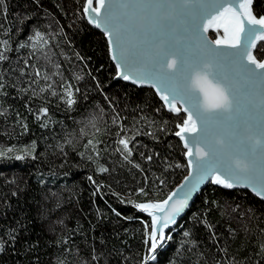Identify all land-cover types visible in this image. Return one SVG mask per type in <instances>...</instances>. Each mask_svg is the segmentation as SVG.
Listing matches in <instances>:
<instances>
[{"label": "trees", "instance_id": "trees-1", "mask_svg": "<svg viewBox=\"0 0 264 264\" xmlns=\"http://www.w3.org/2000/svg\"><path fill=\"white\" fill-rule=\"evenodd\" d=\"M83 4L4 0L0 40H9L11 51L0 62V264H139L146 252L144 226L151 221L128 201L161 200L188 172L186 150L175 135L184 113L167 110L153 88L116 78L107 38L88 22ZM254 10L264 14V0ZM36 32L43 38L30 40ZM25 42L29 46L20 48ZM33 79L39 83L28 93L19 91ZM65 83L79 89L72 109L60 99ZM48 84L57 96L50 90L32 96V89ZM117 113L124 131L112 124ZM117 132L131 138L128 161L117 151L123 147ZM90 139L102 141L98 157L84 147ZM193 201L149 264H264L262 198L209 183Z\"/></svg>", "mask_w": 264, "mask_h": 264}, {"label": "snow or ice", "instance_id": "snow-or-ice-1", "mask_svg": "<svg viewBox=\"0 0 264 264\" xmlns=\"http://www.w3.org/2000/svg\"><path fill=\"white\" fill-rule=\"evenodd\" d=\"M256 3L257 0H84L83 13L107 38L112 59L117 61V76L151 84L170 112L178 117L184 113L175 132L188 157V175L179 186L181 195L177 197L174 190L162 200L128 201L151 217L150 225L144 226L146 252L139 264L157 259L158 249L172 238L166 236L165 229L176 223L205 180L228 189L250 187L258 196H264V44L258 47L257 43L264 42V14L254 10ZM6 12L4 0H0V14ZM210 28L216 32L215 39L205 35ZM220 28L223 36L219 35ZM42 38L39 32L29 37L35 41ZM28 46L26 42L19 45ZM31 46L36 47L35 43ZM9 51V40H0V62L9 60ZM24 64L27 66L28 61L24 60ZM19 72L21 77L25 75L23 68ZM35 77H41L39 69ZM43 79L51 77L45 74ZM38 83L39 79H33L29 87L19 91L28 93L31 85ZM62 87L60 99L72 109L79 89L73 90L67 83ZM4 88V76L0 74V90ZM49 90L52 96L58 95L48 84L39 92L32 89V96ZM39 112L47 114L48 109L40 108ZM112 124L124 131L118 113L112 117ZM116 136V142L123 146L117 151L128 161L132 155L131 138L120 132ZM66 142L71 144V140ZM100 143L90 139L84 147L98 157ZM25 153L31 155L27 149ZM4 155L5 150H0V156ZM79 155L83 157L84 153ZM15 159L22 160L24 156ZM87 159L94 158L89 155ZM97 170L108 171L103 166ZM139 193L147 195L143 188ZM183 235L189 237L190 233L185 231ZM259 248L264 254V242Z\"/></svg>", "mask_w": 264, "mask_h": 264}, {"label": "water", "instance_id": "water-1", "mask_svg": "<svg viewBox=\"0 0 264 264\" xmlns=\"http://www.w3.org/2000/svg\"><path fill=\"white\" fill-rule=\"evenodd\" d=\"M87 18V17H86ZM91 26H94L93 24H91ZM95 27V26H94ZM96 28V27H95ZM98 29V28H97ZM101 32H103L102 31V29H99ZM212 31V29L210 28L209 29V31L207 32V33H205V35H207L210 39H215L216 37H214V36H212V34H210V32ZM106 38V37H105ZM258 44L259 43H261V42H257ZM110 54H111V58H112V55H113V53L112 52H110ZM116 55H119V52H116L115 53ZM113 60V59H112ZM113 63H115V65H116V63H117V61H115V60H113ZM116 76V78H118V79H122V80H124L122 77H119V76H117V74L115 75ZM124 81H126V82H130V83H132V84H135V85H137V86H145V87H150V88H153L152 86H151V84H149V83H136V82H134L133 80H124ZM154 90H155V88H153ZM155 92H156V90H155ZM158 95V94H157ZM159 96V95H158ZM160 98V97H159ZM179 106V105H178ZM167 108V107H166ZM167 110H168V108H167ZM179 130V129H178ZM177 130V131H178ZM179 138V137H178ZM182 144H183V142H182ZM186 150V149H185ZM186 159L188 160V157H186ZM187 163V162H186ZM186 175H188V172L186 173ZM186 175H184V177L186 176ZM184 177L180 180V182H178L173 188H171L172 190L171 191H177V197H179L180 195H181V193H180V191H179V186L184 182ZM209 183H211V180L210 179H208V180H205L203 183H201L200 185H199V188H198V190H197V192H195V193H193L192 194V197H191V199L189 200V205H188V207L184 210V212L183 213H181V215L180 216H178L177 218H176V223L175 224H173V225H170L169 226V228L168 229H165V234H166V236L169 234V232H170V230L173 228V227H175L177 224H178V222H179V220L184 216V214L189 210V208H190V206L192 205V203L194 202L193 200H195V198L205 189V187L209 184ZM213 184V183H212ZM214 185H216V184H214ZM216 186H219V187H222L221 185H216ZM222 188H224V187H222ZM226 189H228V188H226ZM232 189H247V190H250L251 192H253L254 194H256V192L255 191H253L252 190V188H250V187H246V186H237V187H235V188H232ZM170 191V192H171ZM257 195V194H256ZM258 196V195H257ZM166 198V197H165ZM259 198H262L263 200H264V196H259ZM164 199V198H163ZM162 200V199H161ZM152 201H155V200H152ZM139 210V209H138ZM139 212H142L143 214H145V216H148L149 218H150V221H151V217L147 214V213H145V212H143V211H141V210H139ZM166 242V241H165ZM164 242V243H165ZM160 249V248H159ZM158 249V250H159ZM158 252V251H157Z\"/></svg>", "mask_w": 264, "mask_h": 264}, {"label": "rangeland", "instance_id": "rangeland-1", "mask_svg": "<svg viewBox=\"0 0 264 264\" xmlns=\"http://www.w3.org/2000/svg\"><path fill=\"white\" fill-rule=\"evenodd\" d=\"M219 31H220L219 35L223 36V34H224L223 33V28H220Z\"/></svg>", "mask_w": 264, "mask_h": 264}]
</instances>
